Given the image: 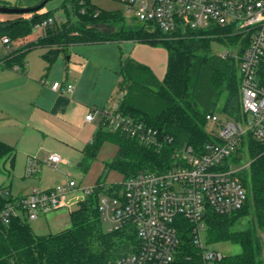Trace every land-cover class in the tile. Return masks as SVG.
Listing matches in <instances>:
<instances>
[{"label": "trees", "instance_id": "1", "mask_svg": "<svg viewBox=\"0 0 264 264\" xmlns=\"http://www.w3.org/2000/svg\"><path fill=\"white\" fill-rule=\"evenodd\" d=\"M67 2L64 14H56L54 9L39 10L29 16L0 21V31L13 40L24 38L35 26L52 19L42 27L45 29L36 40L14 49L1 62L9 67H23L29 50L45 46L48 50L44 57L50 67L69 46L123 40L162 44L168 53L163 79L144 62L132 57L122 59L119 111L158 129L161 136L171 140L161 147L149 146L124 132L108 129L103 122L84 147V162L94 159L102 144L110 141L117 145V152L106 166L123 174V180L144 171H163L176 165L178 148L192 145L201 151L212 140L206 129L207 113L220 110L231 117H240L238 60L231 54L223 57L213 49L214 42L226 47L235 44L239 36L214 28L170 38L159 29L150 34L144 24L127 22L122 10H103L92 0H64L62 5ZM98 24L115 29L101 30ZM259 72L264 85V60ZM247 140L251 164L239 172L248 192L245 203L231 214L209 210L206 215L209 244L230 241L240 244L242 250L224 254L216 264H263L264 247L259 232L264 231V146L251 135ZM14 157L15 148L0 140V171L2 160L13 161ZM115 186L120 188L121 182ZM105 187L98 182L94 191L69 211L71 225L58 232L37 234L26 217L12 216L9 222H4L0 216V264H112L118 257L134 251L138 238L132 227L115 231L104 227L99 200ZM15 198L10 191L1 195L0 211ZM251 213V225L243 229L234 227L240 216ZM178 227L181 243L172 264H204L189 222L181 219Z\"/></svg>", "mask_w": 264, "mask_h": 264}, {"label": "built area", "instance_id": "2", "mask_svg": "<svg viewBox=\"0 0 264 264\" xmlns=\"http://www.w3.org/2000/svg\"><path fill=\"white\" fill-rule=\"evenodd\" d=\"M126 11L146 27L159 29L174 38L190 31L222 29L239 36L218 52L237 58L240 74L241 112L239 118L215 112L206 119L217 126L210 132L212 140L201 151L184 145L175 152V162L163 171H144L121 182L106 186L99 200V210L108 231L132 227L138 245L134 251L118 257L112 264H172L181 243L178 222H189L195 244L201 249L204 264H216L224 255L206 241V215L209 210L231 214L247 199V189L239 172L251 164L247 137L251 135L264 146V85L260 64L264 60V0H120ZM52 19L38 24L45 27ZM4 43L11 40L3 37ZM15 67L19 68L18 65ZM44 83L46 79L42 80ZM56 91L73 92V83L54 81ZM105 125L121 131L149 146L161 147L171 138L161 136L158 129L119 111V102L103 111ZM93 114L86 116L91 120ZM61 156L51 153L50 164H58ZM81 187L69 179L64 185L48 189L33 188L16 197L1 211L4 222L12 216L35 219L41 213L70 208L79 203L93 187L83 188L85 195L71 200L68 195ZM8 191L0 188V196ZM23 213V214H21Z\"/></svg>", "mask_w": 264, "mask_h": 264}, {"label": "crops", "instance_id": "3", "mask_svg": "<svg viewBox=\"0 0 264 264\" xmlns=\"http://www.w3.org/2000/svg\"><path fill=\"white\" fill-rule=\"evenodd\" d=\"M37 1L25 0L20 6H32ZM3 20L5 19L0 18V21ZM5 36L7 34L0 31V140L15 148V157L13 161L5 159L1 162L0 172L3 171L2 163L4 165L9 162V168H4L8 175L0 176V188L10 191L14 197H19L29 194L35 187L40 189L55 187V181L45 179L40 170H36L37 172L32 170L31 167L36 168L37 164L31 166L30 160L42 161L40 157L46 155L44 158L46 161L51 153L58 152L47 147L50 139L71 141L84 155V147L93 139L94 133L104 122L103 111L106 110V106L100 104L102 101L92 100V97L87 98L84 94L83 79L93 70V63L85 56L84 47H81L83 44L70 46L71 49L60 53L54 60V65L52 63L50 67L44 57L48 48L43 46L46 50L41 54V61H35L32 57L27 61L28 52L24 66L17 68L16 65L9 67L1 62L10 52L19 48L11 44L12 40L4 43ZM52 65L57 66L59 70L55 72ZM51 68L52 71L49 73ZM45 76L49 78L46 79ZM43 79L47 82L44 83ZM120 80L121 74L118 82ZM54 81L73 83L74 91L53 90L50 84ZM113 88L111 82L106 85V98L107 93ZM92 104L96 107H92ZM89 113L93 114L91 120L86 119ZM83 130H86L85 133H82ZM92 160L83 161L82 165L86 167ZM62 161L63 159L59 163ZM58 164L50 165L57 167ZM13 171L16 178L22 181L17 192H14L11 178ZM62 220L63 214L53 216L54 223Z\"/></svg>", "mask_w": 264, "mask_h": 264}, {"label": "rangeland", "instance_id": "4", "mask_svg": "<svg viewBox=\"0 0 264 264\" xmlns=\"http://www.w3.org/2000/svg\"><path fill=\"white\" fill-rule=\"evenodd\" d=\"M41 1L42 0H38L36 4L40 3ZM63 1L64 0H49L47 4L40 10L47 11L50 9H54L57 10L56 14H64V10L68 6L69 2H67L66 5H62ZM23 2H25V0H0V4L13 7H18V5L20 6V4H22ZM92 2L103 10H122L127 22H138V20L133 18L132 15L126 11L125 4L120 0H92ZM61 5L62 8H58ZM31 13L22 14L0 12V18L14 19L20 15L29 16L31 15ZM144 27L150 34L155 33V31L157 30L151 27ZM98 28L107 31H113L115 29L113 26H109L106 24H98ZM42 31L43 28L35 26L31 34L25 36L24 38L13 39L11 41V44L14 47H21L25 43L36 40L42 34ZM81 47H84L83 52L85 56H88L93 63V70L85 75L83 79L84 94L87 98L92 97V100L96 99V101L98 102L102 101V103L100 104L106 106V109H110L114 103L118 102L122 95V92L119 90L118 82L121 72L122 59H125L127 57L135 58L151 66L159 78L163 79V76L165 75L167 64V49L162 44L153 45L146 42L123 40L119 42L109 41L87 43L83 44V46ZM67 49L70 50L71 47L69 46ZM213 49L216 52H220L224 50L225 47L214 42ZM45 50L46 48L43 46L32 48L27 55V61H30L31 57L35 61H41V54ZM53 67L52 68L55 72L59 70L57 66ZM52 68L51 70L49 69V73L50 71H52ZM45 78L47 79L49 78V76H45ZM110 82L112 83L114 88L110 93H107V99L105 90L106 85H108ZM223 99L224 97L222 96V98L220 99V103L223 101ZM91 106L94 108L96 107L95 104H92ZM215 114L221 118L227 117L226 114H224L220 110L215 111ZM97 128L95 130H97ZM206 129L208 132H216L217 126L213 122L209 121L206 125ZM85 131L86 130H83L82 133H85ZM47 145L48 148H51V151L57 150L58 152H60L56 153L61 156L63 161L59 163L57 167H55L50 165L47 162L48 160H44V158L46 157L45 155L40 157L42 161L30 160L31 166H34L35 163L37 164L36 168H31L34 171L40 170V172H42V176L50 182L55 181L56 184L54 186L64 185L69 179L75 180L76 183L81 187V189L78 188L68 195L71 200H76L84 196L85 192L83 188L93 187L98 182H102L106 186H111L114 183L122 182L124 178L123 174H121L119 171L109 169L106 166V162L112 160L117 152V145L113 142H104L98 150L96 158L93 159L86 167L82 165L84 158L82 151L79 150V148L75 147V145L71 143V141H66L65 139H63V141L59 139H50L48 140ZM8 166L9 162H6L4 165L2 163L3 171L0 172L1 177L4 175H8V171L6 172V170L4 169H8ZM14 174L15 172L13 171L11 178H13L14 192H17L19 190L18 187L20 183H22V181L21 179L16 178ZM77 205V202H74L73 204H71L70 208L62 207L46 214L41 213L37 218L27 219V221L29 222L32 230L37 234L57 232L71 225L69 211L76 208ZM55 214H63V220L54 223L53 216ZM251 218L252 213L240 216L237 219L234 227L237 229L247 228L249 225H251ZM104 225L106 226L107 223L104 222ZM259 233L261 235L264 247V231H260ZM210 247L221 251L223 254H235L241 252L242 250L240 244L230 241L214 243ZM262 260L264 264V250Z\"/></svg>", "mask_w": 264, "mask_h": 264}, {"label": "water", "instance_id": "5", "mask_svg": "<svg viewBox=\"0 0 264 264\" xmlns=\"http://www.w3.org/2000/svg\"><path fill=\"white\" fill-rule=\"evenodd\" d=\"M49 0H42L40 3L32 5V6H5L0 5V12H7V13H31L39 11L43 8Z\"/></svg>", "mask_w": 264, "mask_h": 264}]
</instances>
